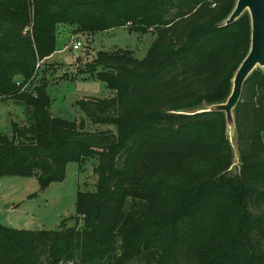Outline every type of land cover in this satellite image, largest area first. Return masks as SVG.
Returning a JSON list of instances; mask_svg holds the SVG:
<instances>
[{
    "label": "trees",
    "instance_id": "16d2710c",
    "mask_svg": "<svg viewBox=\"0 0 264 264\" xmlns=\"http://www.w3.org/2000/svg\"><path fill=\"white\" fill-rule=\"evenodd\" d=\"M236 3L0 0V99L28 110L0 133V178L34 177L43 190L69 162L95 160L71 225L0 223V264H264V71L248 76L234 110L237 172L225 112L197 111L227 101L249 53V12L226 23ZM63 25L155 34L143 58L96 52L83 71L114 95L77 100L80 120L51 113L46 82L27 89ZM85 119L108 127L88 130Z\"/></svg>",
    "mask_w": 264,
    "mask_h": 264
},
{
    "label": "rangeland",
    "instance_id": "374dc122",
    "mask_svg": "<svg viewBox=\"0 0 264 264\" xmlns=\"http://www.w3.org/2000/svg\"><path fill=\"white\" fill-rule=\"evenodd\" d=\"M152 31L146 33L129 32L127 26L115 27L108 31L97 32L90 36L73 33L67 26L59 27L55 51L51 61L42 64L34 82H30L28 91L33 86L46 82V91L51 99L52 114L67 119L84 118L76 104L81 98L110 97L114 91L108 89L97 77L84 72L98 50L126 49L133 56L143 58L154 39ZM73 40H80L81 46L72 47ZM260 68V67H259ZM262 69V68H260ZM83 71V72H82ZM28 110L24 104L14 99H0V133L10 136L11 121L20 124L28 120ZM108 126L92 125L85 119V128L94 130ZM229 137L234 147V159L231 170L237 172L240 158L236 136L232 129ZM94 159L81 163L69 162L65 177L61 182L50 183L45 190L40 189L34 177L3 176L0 178V223L27 229H55L63 220L68 225L73 223L71 216L75 213V198L78 189L93 190L95 175ZM12 206L14 208H12ZM11 227V226H10ZM93 264H108L106 260ZM132 264H141L133 260Z\"/></svg>",
    "mask_w": 264,
    "mask_h": 264
},
{
    "label": "water",
    "instance_id": "95a60500",
    "mask_svg": "<svg viewBox=\"0 0 264 264\" xmlns=\"http://www.w3.org/2000/svg\"><path fill=\"white\" fill-rule=\"evenodd\" d=\"M245 12H249L251 17V46L249 53L234 76L232 92L226 102L212 104L197 110L198 112H225L228 132L232 129L235 135L234 110L241 99L244 83L256 68L260 67L264 71V0H237L236 6L226 23L235 22Z\"/></svg>",
    "mask_w": 264,
    "mask_h": 264
},
{
    "label": "built area",
    "instance_id": "2783aa9c",
    "mask_svg": "<svg viewBox=\"0 0 264 264\" xmlns=\"http://www.w3.org/2000/svg\"><path fill=\"white\" fill-rule=\"evenodd\" d=\"M81 45H82V44H81V41H80V40H73V45H72V47H73L74 49L79 48ZM17 84H19V82H17ZM25 87H26V84L23 85V86L21 87V89L24 90ZM58 264H78V263H76V262H74V261H72V260H63V261H60Z\"/></svg>",
    "mask_w": 264,
    "mask_h": 264
},
{
    "label": "crops",
    "instance_id": "0c3cea01",
    "mask_svg": "<svg viewBox=\"0 0 264 264\" xmlns=\"http://www.w3.org/2000/svg\"><path fill=\"white\" fill-rule=\"evenodd\" d=\"M49 60L51 61V55L46 59V62L48 63L49 62ZM50 63V62H49ZM54 115V114H53ZM54 116H56V115H54ZM47 188V187H46ZM45 190V189H44ZM15 207V206H14ZM13 206H12V208H14ZM9 226H11V227H14L15 225H9ZM14 228H19V227H14ZM24 228H26L27 229V227H24Z\"/></svg>",
    "mask_w": 264,
    "mask_h": 264
}]
</instances>
